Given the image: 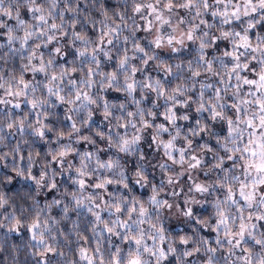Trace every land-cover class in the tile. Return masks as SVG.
Segmentation results:
<instances>
[{"label": "clouds", "instance_id": "clouds-1", "mask_svg": "<svg viewBox=\"0 0 264 264\" xmlns=\"http://www.w3.org/2000/svg\"><path fill=\"white\" fill-rule=\"evenodd\" d=\"M0 264H264V0H0Z\"/></svg>", "mask_w": 264, "mask_h": 264}]
</instances>
